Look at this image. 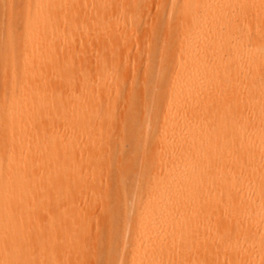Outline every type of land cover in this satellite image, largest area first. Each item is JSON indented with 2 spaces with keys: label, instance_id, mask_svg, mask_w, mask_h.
I'll return each mask as SVG.
<instances>
[{
  "label": "bare ground",
  "instance_id": "obj_1",
  "mask_svg": "<svg viewBox=\"0 0 264 264\" xmlns=\"http://www.w3.org/2000/svg\"><path fill=\"white\" fill-rule=\"evenodd\" d=\"M138 4L0 0V264L97 258L82 191L116 145L103 264L129 227L132 264H264V0H158L146 30Z\"/></svg>",
  "mask_w": 264,
  "mask_h": 264
},
{
  "label": "rangeland",
  "instance_id": "obj_2",
  "mask_svg": "<svg viewBox=\"0 0 264 264\" xmlns=\"http://www.w3.org/2000/svg\"><path fill=\"white\" fill-rule=\"evenodd\" d=\"M135 2L138 5L141 4H146L145 7V11L144 14L142 16V27L141 29L146 30L148 24H146V18L147 15L149 16V20H151L154 17V14L156 13V8H157V3L158 0H135ZM17 3L13 4V8H12V22H13V26L18 28H14V31L17 32V30L19 31V24L17 25L15 23V21L19 22L18 19H15V16L18 18V12L15 13L16 9H17ZM1 8V7H0ZM155 10V11H154ZM116 13L119 11H115ZM0 14H1V9H0ZM153 14V16H152ZM0 17L2 18V14L0 15ZM14 17V18H13ZM0 18V26L2 28H0V37L2 36V30L4 28V25L1 21ZM14 19V21H13ZM15 24V25H14ZM13 32V33H15ZM19 34V32H17ZM16 33V34H17ZM132 32H127L126 36L127 38L132 39L135 35L134 32L133 34H131ZM134 35V36H132ZM16 36L15 34L13 35V37ZM132 37V38H131ZM17 39V37H14ZM19 45V44H18ZM138 44L131 42L130 43V49H131V56L134 58L135 56V51H136V46ZM18 48V47H16ZM20 48V47H19ZM18 48V49H19ZM17 49V50H18ZM20 50V49H19ZM75 52L79 53L81 52V46L76 47L75 48ZM108 50H103V55L102 56H109L108 54ZM133 63H131L129 65V74H132V67L134 65H132ZM159 67H157V70L159 72ZM126 90V89H125ZM148 99V96H147ZM136 104H138L137 102H135L134 100L128 101L126 100V97H124L123 99V105H122V110L123 112H125L126 115H132L134 113V107L136 106ZM147 123H150L149 121ZM119 141V140H118ZM132 144V139L129 136H126L124 139V151L131 147ZM141 146V145H140ZM113 148V156H109V155H104L100 158L101 160V165L102 167H98L97 170L95 172H91L88 174L93 175V178H89L88 180L90 182H94V188L89 190L90 186L85 187V189L82 191L83 192V197L86 199L90 194L94 195L95 198H97L95 200V204L93 206H89L88 209L84 210V214L86 216V218L88 219V221L91 223V225H88L87 227V239L89 240V242L91 243V245H94L93 248L96 251V256L97 258L95 259H90L92 261L87 262V264H103L104 261V255L106 253V247L103 245V242L106 241V239L108 238V233L107 231H102L101 228L103 227L102 225L107 224L108 222H114L116 215L114 213V205L118 202V190H119V176H121L124 171H125V166L126 164L129 162V158L127 155L125 154H120V149L119 146H115L112 147ZM127 151V150H126ZM142 152H143V146L139 147L137 149V154H136V158L133 160V166L136 170H142ZM88 181V182H89ZM144 185V180L140 177H136L134 175L133 177V181L131 183V185H129L128 187V192L129 194L132 192V190H137L138 192H140L143 188ZM104 193L107 194V200H106V207L104 210L101 209V203L98 202L100 201V197L104 195ZM89 194V195H88ZM90 197V196H89ZM130 206V205H128ZM79 214L83 212V208L81 207L80 209H78ZM137 216V203L134 209V213L131 217V223L132 225L135 222V218ZM127 218H128V214H127ZM134 231L132 228H128L126 231L123 232V238H122V233L121 236L119 237L120 240H123L125 238V240L127 241L126 244L122 245L120 243V246L118 247V249L113 253V255L110 257V264H117L118 260L121 259L123 264H132V252L134 249Z\"/></svg>",
  "mask_w": 264,
  "mask_h": 264
}]
</instances>
